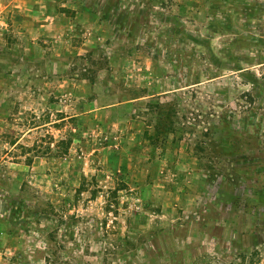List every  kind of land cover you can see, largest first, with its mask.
<instances>
[{
    "label": "rangeland",
    "instance_id": "1",
    "mask_svg": "<svg viewBox=\"0 0 264 264\" xmlns=\"http://www.w3.org/2000/svg\"><path fill=\"white\" fill-rule=\"evenodd\" d=\"M0 264H264V0H0Z\"/></svg>",
    "mask_w": 264,
    "mask_h": 264
},
{
    "label": "trees",
    "instance_id": "2",
    "mask_svg": "<svg viewBox=\"0 0 264 264\" xmlns=\"http://www.w3.org/2000/svg\"><path fill=\"white\" fill-rule=\"evenodd\" d=\"M118 190L117 188H115V191Z\"/></svg>",
    "mask_w": 264,
    "mask_h": 264
}]
</instances>
